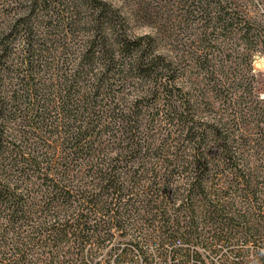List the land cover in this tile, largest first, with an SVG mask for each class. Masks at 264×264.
Returning a JSON list of instances; mask_svg holds the SVG:
<instances>
[{
	"label": "trees",
	"instance_id": "16d2710c",
	"mask_svg": "<svg viewBox=\"0 0 264 264\" xmlns=\"http://www.w3.org/2000/svg\"><path fill=\"white\" fill-rule=\"evenodd\" d=\"M25 11L0 38V264L125 261L116 240L177 264L264 245V96L244 56L162 53L103 0ZM247 249L232 264L264 260Z\"/></svg>",
	"mask_w": 264,
	"mask_h": 264
},
{
	"label": "rangeland",
	"instance_id": "374dc122",
	"mask_svg": "<svg viewBox=\"0 0 264 264\" xmlns=\"http://www.w3.org/2000/svg\"><path fill=\"white\" fill-rule=\"evenodd\" d=\"M54 1L58 2L61 10L67 9L70 2V0ZM76 1L81 3L85 0ZM103 1L119 11L126 21L128 32L131 35H151L156 39L158 49L162 53L188 54L190 57H194L199 54L203 56L208 51L222 52L223 50L228 53L231 50L235 51L233 56H244L246 60L243 58L241 61H244V72L247 73L248 70V75H254L256 91L260 98L264 96V0ZM30 3L31 0H0V38L9 33L10 25L18 17L16 13L27 12L25 9ZM230 15L244 20L247 23L245 28L251 29L250 35L255 37L249 44H245V41L241 38L244 31L239 30V28L244 24L241 22L242 25L240 26L233 23L229 19ZM80 37H82V34L80 33L79 36V32H76L73 42H77ZM246 55L248 56L246 57ZM193 66L195 67V64ZM189 76L194 83L195 76L193 74ZM210 100L213 101L212 98ZM219 110L220 108L216 103L212 104L211 110L205 107L200 108L201 115L206 120L220 115ZM121 241L123 240L115 241V251L121 249L131 250L132 255L130 258L120 261V258L112 257L102 264H177L181 259L159 256L156 243L143 244L135 248L125 246L120 243ZM170 247L165 246V248ZM253 247L256 249H252ZM233 248H248L244 256L245 259L251 260L256 253L263 252L264 245L260 243L244 244L242 241H238L234 242ZM212 249H214V252L204 248L198 249L201 259L206 264H232L242 259V254L240 255L235 249H232L231 245L217 242L212 245ZM140 251L148 256H141ZM194 260H189L185 264H195ZM258 264H264V260Z\"/></svg>",
	"mask_w": 264,
	"mask_h": 264
},
{
	"label": "built area",
	"instance_id": "2783aa9c",
	"mask_svg": "<svg viewBox=\"0 0 264 264\" xmlns=\"http://www.w3.org/2000/svg\"><path fill=\"white\" fill-rule=\"evenodd\" d=\"M164 263H166V262H164Z\"/></svg>",
	"mask_w": 264,
	"mask_h": 264
}]
</instances>
